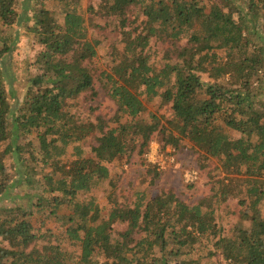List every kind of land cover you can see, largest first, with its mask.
Wrapping results in <instances>:
<instances>
[{
  "label": "trees",
  "instance_id": "obj_1",
  "mask_svg": "<svg viewBox=\"0 0 264 264\" xmlns=\"http://www.w3.org/2000/svg\"><path fill=\"white\" fill-rule=\"evenodd\" d=\"M85 6L84 0H0V64L14 40L6 31L22 21L23 9L32 16L24 25L43 46L17 105L15 77L5 76L0 65V200L21 182L13 184L5 160L10 152L21 154V137L34 134L46 143L39 152L44 161L61 173L37 181L27 175L25 181L44 194L64 196L55 197L52 214L70 204L65 203L71 208L65 235L80 243L75 263L60 243L29 250L35 240L49 237L32 222L47 205H0V242L9 245L0 246V264H198L188 256L210 238L230 264H264V101L254 87L264 69V37L254 40L264 0H97ZM112 17L123 45L104 55L102 38L90 37L88 25L105 30ZM154 39L169 45L160 69L148 54ZM203 72L214 81L203 82ZM96 80L114 101L115 115L81 121L70 103L86 92L97 95ZM156 97L170 106V116L148 109L146 101ZM87 137L92 157L80 145ZM154 139L163 149L188 141L203 152L200 160L218 158L227 172L241 175L243 222L223 235L218 198L191 204L173 189L152 197L144 190L133 205H115L106 217L95 199L74 200L110 177L105 162L144 153ZM151 167L153 184L159 173ZM220 195H228V186Z\"/></svg>",
  "mask_w": 264,
  "mask_h": 264
},
{
  "label": "rangeland",
  "instance_id": "obj_2",
  "mask_svg": "<svg viewBox=\"0 0 264 264\" xmlns=\"http://www.w3.org/2000/svg\"><path fill=\"white\" fill-rule=\"evenodd\" d=\"M25 1V0H24ZM90 1L97 0H84V7ZM241 9L247 12L246 5L243 2H239ZM52 7V6H51ZM24 18L17 25L10 27L8 34L14 37V40L10 41L11 51L7 53L5 59L0 64L2 71L8 78L15 77L14 88L16 89L17 97L12 99L14 105H17L22 100L26 91L25 75L34 71L33 64L37 57L43 50V46L36 40L35 36L28 31L24 23L26 21H32L31 15L23 9ZM260 28L258 29L259 35L254 37L256 42L261 43V36L264 37V17L260 19ZM118 25V19L112 17L109 19L108 27L105 30L99 29L95 26L88 25L89 36L94 37L99 35L102 40V53L106 55L107 51L112 46L121 47L123 44L119 42L120 33L116 30ZM6 33H4L5 35ZM186 38H183V42ZM168 43H162L154 39L152 41V49L149 51V55L152 61L160 69L165 60L163 54L168 48ZM0 44V50L2 48ZM220 55H223L222 50H217ZM102 55V54H101ZM108 57V56H107ZM111 59L108 57L107 60ZM105 66L108 65L107 61H103ZM109 66V65H108ZM203 82L211 83L214 79L209 73H200ZM97 95H91V93L82 94L77 100L76 105L70 103V110L75 113V117L81 121L93 120L98 115H102L107 119L113 117L116 112V105L111 97L107 94L106 90L102 87L101 83L95 81ZM254 87L259 89L261 99L264 101V69L254 78ZM257 100V99H256ZM259 100V99H258ZM148 109L170 116L172 110L169 105H162V99L156 97L152 100L146 101ZM113 123V121L111 122ZM234 137H239L240 133L232 131ZM91 137H87L80 142L83 146L88 157H92L94 154L91 151ZM23 146L21 154L18 152H10L9 157L5 160L7 173L10 174L13 184L21 182L17 186H13L9 191V194L1 198L0 205L2 207H9L18 203L30 207L35 203L44 202L47 207L35 214L32 222L37 228H41L40 233H45L48 238H39L32 242L27 248L31 250L34 246H43L48 243L56 244L60 243L61 246L67 250L68 257L74 259V263L80 256V243L71 242L65 235V229L69 223L65 222V217L71 212V208L67 205L68 202L61 204L56 211V214H52V203H54L55 197L59 199L64 198L58 192L53 194H44L41 190L32 186L25 181L27 175L31 176L35 181L44 177H50L55 174V166L52 162L44 161L42 155H40V146L46 148V143L42 142L35 137V135H27L25 138L21 137L19 140ZM6 144V143H5ZM4 144V146H5ZM183 147L174 148L167 146L165 149L161 147L158 140L154 139L149 149L144 152L135 151L132 155H124L119 158H115L112 161L105 162L110 171V177L101 180V182L93 187L88 192H79L74 200L84 201L95 199L96 202L102 208L100 214L102 217H106L109 214L110 209L115 205H133V201L145 190L149 195L155 196L160 194L163 190L173 189L175 193L181 197V199L193 204L197 203L200 199L211 196L214 200L219 199L217 223L223 229V235L230 234V230L234 225L242 223L240 219V212L242 210L239 203V192L242 191L238 177L241 175L227 172L222 162L218 158H207L205 160L199 159L200 152L195 151L192 144L188 141L183 142ZM42 147V148H43ZM74 151L73 145L68 148V155L70 156ZM37 152L39 154H37ZM36 155V157L34 156ZM68 156V157H69ZM75 157V156H73ZM69 157V161L74 159ZM22 158V159H21ZM65 161V159H63ZM156 161H164L166 165L165 169H159ZM206 166H203V165ZM155 169V172L159 173V177L155 179V182L151 184L153 174L148 173V167ZM196 172V180L189 182L186 180V174H192ZM61 172H56L55 176L60 177ZM244 177V176H243ZM264 178V176H263ZM228 186V195L222 197L220 195L221 189ZM220 188V191H219ZM219 192L218 196L215 194ZM69 199V198H67ZM49 205V206H48ZM70 205V204H69ZM27 207V206H26ZM38 206H33V210H37ZM57 207V206H56ZM55 207V208H56ZM261 213L264 215V200L262 202ZM100 217V216H99ZM100 217V219H102ZM245 223V221H244ZM247 223V222H246ZM121 227V225H115ZM173 245V239L168 236ZM216 239H204L200 243L195 245L192 253L188 256L197 262L198 264H230L228 260L223 257L222 251L215 243ZM1 247L9 246L8 243L0 242ZM156 255H159V251L156 250ZM187 257V258H188ZM185 259L186 256L181 257ZM102 261L104 258H101ZM178 259L175 260V263ZM174 263V264H175Z\"/></svg>",
  "mask_w": 264,
  "mask_h": 264
},
{
  "label": "built area",
  "instance_id": "obj_3",
  "mask_svg": "<svg viewBox=\"0 0 264 264\" xmlns=\"http://www.w3.org/2000/svg\"><path fill=\"white\" fill-rule=\"evenodd\" d=\"M157 164H158V168L160 169H165L166 165L164 164V161H156ZM197 176H196V172L192 174H186V180L189 181V182H192L194 180H196Z\"/></svg>",
  "mask_w": 264,
  "mask_h": 264
}]
</instances>
